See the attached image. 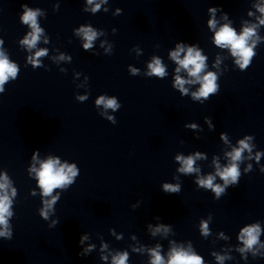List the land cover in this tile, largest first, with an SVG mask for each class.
<instances>
[{
	"label": "clouds",
	"instance_id": "clouds-1",
	"mask_svg": "<svg viewBox=\"0 0 264 264\" xmlns=\"http://www.w3.org/2000/svg\"><path fill=\"white\" fill-rule=\"evenodd\" d=\"M91 3V0H89ZM264 12V8L260 9ZM22 21L25 24L31 23V26L35 29V32L38 34L40 29L36 27V13L27 10L26 13L22 16ZM261 23L264 24V20H261ZM215 24L214 21H209V27H213ZM85 39L88 41L84 45L85 49L91 47V41L95 38L96 33L92 32L91 29L84 30ZM32 35L31 40H24L23 43L28 44L29 47L35 45L36 40L38 39V35ZM254 34V29L245 28L244 31L237 36L236 32L229 26H223L215 35V43L221 47H230L233 56L240 57L237 60V63L240 65L241 69L246 68L249 65L250 58L254 55L252 49L247 46V40L250 36ZM184 49L181 46H177V50L171 53L172 59L176 60V62L180 65V67L187 69L190 76L196 77L197 80L200 79L199 73L205 67V59L206 57L202 56L198 50H195L193 47H189L184 58L180 59V53L183 52ZM45 55V52L42 50L36 53V56ZM180 67L176 69L177 72L180 71ZM149 68L151 72L156 76L163 77L165 75V69L161 66V62L159 59H155L153 63L149 64ZM135 69H133V73H135ZM17 72V68L15 65L10 64L6 58L0 55V86L3 85L5 81H7L9 76L15 77ZM216 76L214 74H208L203 78V82L201 84V88L199 92L194 93L193 95L196 98L204 97L207 99L210 93H215L217 91V85L215 83ZM187 83L184 79L177 76L175 81V86L180 88L182 92H186L187 90L183 88V85ZM0 91H3L2 87H0ZM103 102V97L97 101V103ZM106 107L115 109L117 107L115 99L107 100ZM241 148L235 149L233 153H231V157L233 161H237L241 158V152L243 149L248 148V145L244 141H240ZM178 160H183L184 167L181 171L185 173H190L194 171L193 169V158L188 157L187 159H183L182 157H177ZM59 164L58 160L49 159L46 162L41 164V168L37 171L38 183L40 188L43 190V196H50L53 189L62 187L65 184L72 183V177L76 175L75 166L67 167L66 166L57 167ZM221 178L225 181L228 180L229 177L232 178V181L235 183L237 177L239 175L238 170L235 165L231 166L228 169H225L224 172L220 173ZM6 179V177H5ZM213 177L209 176L206 180H200L199 184L203 187L212 188L214 192H216L217 196L223 191L219 186L213 188L212 185ZM6 184L0 183V189H4ZM165 190H171L172 192L178 191V188H174L171 185H165ZM15 190H13L14 192ZM55 197H53L51 202H46V207H51V204L55 202ZM9 198L7 195L0 196V225H6L7 221L5 219L6 215H10L9 213ZM41 215L45 216L46 213L42 212ZM204 234H207V224H203ZM159 230V229H157ZM259 227L251 226L242 230L240 239L243 241L247 248H252L258 241ZM0 235H4V233L0 232ZM245 237H247L245 239ZM153 260L152 264H164L162 257L158 252H152ZM218 259H222L218 257ZM127 260V253L119 255L113 258V264H125ZM168 264H202V259L196 255H189L184 251L173 250L172 255L169 258Z\"/></svg>",
	"mask_w": 264,
	"mask_h": 264
}]
</instances>
